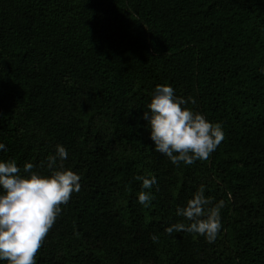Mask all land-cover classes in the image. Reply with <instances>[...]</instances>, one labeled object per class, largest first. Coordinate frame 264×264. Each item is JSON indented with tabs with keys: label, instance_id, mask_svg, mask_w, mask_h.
<instances>
[{
	"label": "trees",
	"instance_id": "16d2710c",
	"mask_svg": "<svg viewBox=\"0 0 264 264\" xmlns=\"http://www.w3.org/2000/svg\"><path fill=\"white\" fill-rule=\"evenodd\" d=\"M261 69L264 0H0V159L39 165L60 143L81 178L36 264H264ZM157 83L221 124L207 160L155 150ZM135 175L156 177L150 207ZM201 184L225 201L215 242L165 233Z\"/></svg>",
	"mask_w": 264,
	"mask_h": 264
},
{
	"label": "clouds",
	"instance_id": "9594fccd",
	"mask_svg": "<svg viewBox=\"0 0 264 264\" xmlns=\"http://www.w3.org/2000/svg\"><path fill=\"white\" fill-rule=\"evenodd\" d=\"M148 96L141 115L155 150L175 165L207 160L224 138L221 124L188 107L196 101L177 96L170 84H155ZM0 150H7L2 141ZM67 158V149L57 143L39 165L26 160L21 168L15 158L0 159V261L36 264V253L61 213V205L81 188L80 175L64 164ZM133 179L141 182L137 202L150 207L154 196L148 189L156 184V177L135 175ZM205 187L199 185L183 205L175 207V215L184 221L166 225L165 233L184 231L215 242L225 201L206 196Z\"/></svg>",
	"mask_w": 264,
	"mask_h": 264
}]
</instances>
